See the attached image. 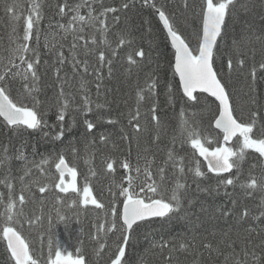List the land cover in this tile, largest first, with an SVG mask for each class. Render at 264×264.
Segmentation results:
<instances>
[{
    "label": "trees",
    "instance_id": "1",
    "mask_svg": "<svg viewBox=\"0 0 264 264\" xmlns=\"http://www.w3.org/2000/svg\"><path fill=\"white\" fill-rule=\"evenodd\" d=\"M14 0H0V57H8L9 48L15 45L10 43V33L13 24L10 21L9 15L5 12L6 4L13 3ZM23 5L17 9V14L21 19L18 22L17 32L20 36L23 35L24 18L26 17L30 5V0H19ZM67 4L73 5L81 2V0H66ZM129 3L127 10L122 9L123 3ZM42 5V20L40 27L42 29L41 40L39 44L40 51V91L37 94L41 101L39 111L43 114L47 126L38 130H24L16 133L5 126V122L0 118V152L7 147L8 155L12 157L9 163L4 167H0V180H4L10 175V182L13 185V196H19L21 192L20 177L24 176V161L15 158L22 151L28 161L39 163L43 158L48 157L49 163L44 165V172L47 176L41 174L39 170L28 164L32 168L29 176H25V183L32 180H38L40 185L45 183L54 184L58 179V174L54 168L60 154H63L70 166H75L78 172V184L80 187L84 185L85 177L88 178L93 193L96 198L106 207H111L112 196L110 187L112 182L117 184L123 183L127 187V181L124 179L129 173L121 167L122 162L127 159L133 166L137 164V155L142 157L154 158L152 164V172L154 179L159 182V176L156 169L164 166V161L167 159V152L170 148H175L176 155L183 157V166L185 168L184 178L181 182H186L188 191L184 200V208L178 216H173L171 220L153 218L151 222L141 223L136 229V237L133 240V246L126 249V259L128 264H194L199 261V264H224V256L213 253L209 256L207 250L203 248L204 243H212L214 247L219 246L221 251L228 253L230 250L225 248L220 242L223 240L227 243L230 240H243L245 236H250L254 245H259L264 240V233L257 236L255 233H247L245 229L249 227L264 228V218L257 221L252 217L258 216L260 212L261 197L264 193L254 191L251 196L247 195L244 190L239 187L241 182L248 179L249 173L259 177L264 170V159L259 157L258 153L248 150L245 161L242 164V172L237 181L235 188L229 186L227 191L231 195H225V190L220 189L218 193L211 192L215 187L217 178L215 175L206 173L205 178L194 179L193 174L188 171L189 168L195 167V162L201 161L196 156L194 149L189 144L181 145L179 138L176 144L173 145L172 138L179 137V120L181 107L185 109V115L190 122L196 124L202 132L209 137L211 133H215L214 140L210 145L217 144L220 141V136L213 130L214 117L216 112V103L214 99L202 98L201 104L193 107L189 103H184L186 100L183 97L179 87L178 78L173 76L171 62L174 59L173 52L170 50V45L167 36L162 27L159 25L151 14L154 10L150 6L143 4V0H93V8L98 13L101 11L100 4L104 7H114L118 11L115 13L119 16V21L113 20V14L109 13L106 23L110 26L108 31V39L112 43V47H116L118 40L117 33L122 30L131 32L134 37V43L131 46H122L119 48L116 57H111V50L99 44L100 34L94 32L91 28H86V38L95 35L98 41L96 53L103 49L106 56L113 60L112 76L108 77L107 66L102 71L104 79L100 89V95H97L95 87L96 77L94 74H84L82 71L74 74L71 63H65L62 66L61 76L67 74V83L64 85L65 94L73 98L71 106L66 112L64 127L65 134L62 139H57L59 132V123L56 120L57 105L56 98L59 90V82L54 74L55 68L59 65L54 64L55 55L44 46V36H48L49 47L62 43L65 56H69V44L72 41L71 35L66 39L60 40L63 35L56 29L50 30L48 25L56 24L57 22L67 24L70 15H65L63 18L58 14V5L65 3V0H40ZM157 7L163 6L165 11L170 14L175 26L180 32L185 35L192 36L197 43V32L201 27L200 18L197 16L202 0H187L188 8L184 7L185 0H155ZM244 5L245 7H242ZM81 14H87V8L81 9ZM227 35L225 44L228 51L231 48L232 40L235 37L237 40L241 36H251V43H241L242 55L240 58L245 60L243 69L234 71L231 77L225 75V71L220 74L225 75L228 82V90L232 93L235 101L236 112L238 117L243 113L247 117L248 106V84L250 83L249 71L255 65L257 67V89L258 100L264 104V74L260 73L258 65L264 62V47L260 42L255 41V36L264 37V0H237L236 7L227 20ZM58 32L53 37L52 32ZM31 47H36L35 39L30 42ZM92 47L91 45H89ZM194 46V45H193ZM143 48L146 53V58L140 63V67H133L131 74L127 71L129 65L127 63V55L130 51ZM254 49V52H253ZM30 55V54H29ZM97 55H89L85 57L83 50L79 59L88 60L89 73H93L94 67L97 66ZM149 58L151 63H149ZM233 60L237 58L233 54ZM47 61V64L44 62ZM19 63V61H16ZM155 76L158 79L156 95L148 97L146 83L150 82V77ZM83 78L87 82V89L92 101V111L87 114L81 108L83 92L80 91V82ZM172 85V99L169 100L167 86ZM145 89V99L139 102L141 112L140 124L143 131L136 134L128 125L129 112L135 111L137 107V91ZM10 95L14 100L23 99L22 84L20 81L12 83L10 87ZM206 97V96H204ZM25 103L30 102L24 100ZM157 104V115L160 118L162 129L158 142H153L157 129L151 120V108L153 103ZM96 104L104 105L103 108L97 109ZM196 112L197 115L192 116L191 113ZM91 120L96 127L88 132L85 120ZM108 120H113L115 123H108ZM47 133V135H45ZM129 136L139 137V147L136 140L129 143L123 139L125 134ZM254 133H258V129L254 128ZM104 135L106 139L101 141L100 137ZM255 138V136H254ZM207 143V142H206ZM76 149L73 154L72 149ZM147 149L145 152L144 150ZM88 163H85V161ZM114 161L115 171L108 173L106 163ZM143 160L140 161V166L143 168ZM255 165V167H253ZM95 171L96 175L92 176L91 171ZM135 171H133L134 173ZM136 175V174H135ZM166 179L164 185L171 188L173 182L179 177L178 169H173L172 164L166 166ZM236 176V171L225 175ZM151 181H149L150 183ZM137 189L145 186L139 180H135ZM197 184L200 188H209L210 192L206 193L197 189ZM114 191L118 190L113 189ZM0 193L3 194L5 202L8 199V188L5 184L0 183ZM31 195L25 192L26 203L23 207V216L20 217L23 228L19 226L17 230L22 232V235L29 242L30 251L34 258L38 260V264H47L49 257V240H58L64 249L76 255V249L80 248L86 257L88 264H108L114 256L115 251V236L109 235L107 246L99 257L95 255L96 243L91 239L95 232L94 223H100L98 217L101 215L100 210L93 206L83 208L80 206L68 207L73 199L78 197L74 195L60 194L64 197L63 204L56 203L57 191L55 189L47 191L43 196L38 191V186H31ZM146 194H150L145 191ZM198 200V202L196 201ZM188 200L192 203L189 204ZM231 200H236V206L232 215L224 217L217 211L218 208H232ZM122 197L118 198V207H120ZM17 204V210L20 209ZM57 208L60 213L67 217L66 221L57 219ZM244 208L249 210L250 216L243 220H239V214ZM4 211L3 205H0V212ZM41 216L42 220L29 227L25 217L34 219ZM78 217V221H77ZM180 217H184L183 219ZM51 218V222H49ZM2 223V218H0ZM229 233L227 237L224 233ZM195 236L196 247H190L188 252L180 251L179 243L191 241ZM43 237V243H41ZM138 237V239H137ZM163 240L170 241V247L174 244L177 251L172 253L173 259L167 260L169 252L165 249L163 252L159 248H153L151 245L154 242ZM241 245L236 246L237 252L240 251ZM257 252L264 251L257 247ZM54 251V246H53ZM202 254V255H201ZM0 264H9L6 246L3 240H0ZM231 264V261L229 262Z\"/></svg>",
    "mask_w": 264,
    "mask_h": 264
},
{
    "label": "snow or ice",
    "instance_id": "2",
    "mask_svg": "<svg viewBox=\"0 0 264 264\" xmlns=\"http://www.w3.org/2000/svg\"><path fill=\"white\" fill-rule=\"evenodd\" d=\"M93 0H81V2L69 5L66 0L65 3L58 5V14L61 18L65 15H70V19L67 24L59 23L49 24L50 30L56 29L62 32L60 40L66 39L69 35L72 37V41L69 44V56L64 55L62 43L49 47L48 36H44V46L48 48L50 52L55 55L54 64L59 65L55 68V76L59 82V90L56 98L57 114L56 120L59 123V132L56 136L57 139H62L65 134V115L69 107L71 106V100L73 99L70 94L66 95L64 91V85L67 83V74L61 76L62 66L65 63H71L73 73L76 74L82 71L84 74H94L96 77V90L97 95H100V89L104 79L102 69L107 66L108 77L112 76V64L113 60L106 56L105 50L101 49L96 53V46L98 44L95 35L86 38L85 29L91 28L94 32L100 34L99 44H102L105 48L111 50V57H116L118 49L122 46H131L134 43V37L131 32L122 30L117 33L118 40L116 47H112V43L108 39L109 25L106 23L108 14H113V20L119 21V16H116L118 9L114 7H104L100 4L101 11L98 13L92 6ZM143 4L153 8L158 15L159 21L162 23L163 28L166 30L167 38L170 40L172 49H174V64L172 65L173 76H178L179 87L182 90L183 97L186 98L184 103H189L193 107L201 104L202 98L205 100L204 94L208 97L214 98L216 103V112L213 113L214 128L218 129L223 136V142L220 146L214 149H209L205 146L208 142V136L202 134L198 122L193 124L185 115V109L183 106L180 110L179 120V137L174 136L172 138L173 145L176 144L177 139L181 145L189 144L200 157L207 162V172L212 173L217 178V183L211 192L218 193L221 188L225 190V195H231L227 189L229 186L235 188L239 176L242 172V164L245 161L248 150H252L254 153H258L259 157L264 159V104H261L257 98V67L254 65L250 71V83L248 84V106L249 111L247 117H244L243 113L240 117L234 115L236 112L235 101L232 97V93L228 90V82L225 79L231 77L234 71L243 69L245 60L240 58L242 53L241 43H251L253 37L241 36L239 40L235 37L232 40L231 48L228 51L223 50L227 48L225 44V37L227 35L228 17L232 15L237 0H202L197 16L200 18L201 27L197 32V44L196 47H190V42L175 26L173 17L168 14L163 6L157 7L155 0H143ZM129 3L125 2L122 5L123 10L129 8ZM23 5L19 0H14L11 4H6L5 12L9 15L10 21L13 24L10 33V43L15 45L9 48L8 57H0V117L3 118L5 126L10 130L19 133L24 130H38L47 126V122L43 118V114L39 111L41 101L38 98L40 91L39 82V67H40V51L39 44L41 40L42 29L40 27L42 20V5L40 0H30L28 13L24 18L23 35L20 36L17 32L18 22L21 19L17 14V9L22 8ZM184 7L188 8L187 0H185ZM242 7H245L242 5ZM87 8V14L82 15L81 9ZM58 32H52L55 37ZM35 39L36 47H31L30 42ZM255 41L260 42L264 47V37L255 36ZM91 45L92 47H90ZM83 50L85 57L89 55H97V66L94 67L93 73H89L88 60L79 59ZM254 52V49H253ZM30 54V55H29ZM233 54L236 55L235 61L233 60ZM146 58V53L143 48L139 50L130 51L127 55V63L129 68L127 71L131 74L133 67L139 68L140 63ZM19 61L17 63L16 61ZM149 58V63H151ZM47 64V61L44 62ZM261 74H264V62H260L258 65ZM226 69V71H225ZM225 71V75L220 73ZM20 81L22 84L23 99L14 100L10 95V87L12 83ZM158 79L155 76L150 77V82L146 83V90L148 97H154L156 95V88ZM169 93V100L172 99V85L167 86ZM80 91L83 92L81 108L85 114L92 111V101L88 94L87 82L81 79ZM145 89H139L137 91V107L133 112H129L128 125L132 131L139 134L143 131L140 124L141 112L139 108V102L144 100ZM24 100L30 102L25 103ZM97 109L103 108L104 105L96 104ZM157 104L154 102L149 109L151 112V120L157 129L156 135L153 138V142H158L160 139L162 124L159 116L157 115ZM192 116L197 115L196 112L191 113ZM108 123H115L113 120H108ZM84 124L88 132H91L95 127V123L91 120H85ZM254 128L258 129V133H254ZM47 135V133H45ZM255 136V138H254ZM237 138L238 146L233 148L228 146L229 142ZM101 141H104L106 137L101 135ZM123 139L128 140L131 143L136 140L137 147H139V137L129 136L127 133L123 136ZM73 154L76 153V149H72ZM145 152L147 149L144 150ZM18 155L15 157L24 161V176L20 177L21 192L17 197L13 196V185L10 182V175L6 176L4 180H0V183L5 184L8 188V199L5 202L3 194L0 193V205H3L4 211L0 212V240L6 242V252L8 254L9 264H38V260L34 258L30 252L29 242L22 235V232L17 230L16 226L23 228L20 217L23 216V205L26 203L25 192L31 193V186L36 184L38 186L39 193L43 196L47 191L55 189L57 191L56 203L63 204L64 197L60 194L74 195L77 199L71 200L68 207L80 206L87 208L93 206L95 209L100 210L101 215L98 219L100 223H94L95 229L91 239L96 243L97 248L94 250L95 255L99 257L103 250L107 246V240L109 235L115 236V251L112 253L110 264H128L126 259V249L133 246L134 237H136V229L140 227L141 223L151 222L153 218H161L171 220L173 216H178L184 208V200L188 191V185L186 182H181L184 178L185 168L183 166V157L176 155L175 148H170L167 152V159L164 161V166L156 169V173L159 176V182L154 179L152 172V164L154 158L142 157L137 155V164L133 166L127 159H125L121 167L126 170L129 175L124 179L127 181V187L123 186V183L117 184L115 181L109 189L112 196L111 207H106L101 203L93 193L92 187L88 182V178L85 177L83 187L77 185V168L75 166H69L63 154H60L57 162L55 163V169L58 173L57 181L52 183L39 184L38 180H32L25 183V176H29L32 172V168L28 167L29 163L39 170L42 175L47 176L44 172V165L49 163L48 157L43 158L38 164L28 161L27 157L22 151L18 150ZM12 157L8 155V149L5 147L0 152V167H4L10 162ZM143 160V168L140 166V161ZM85 163H88L86 160ZM168 163L172 164L173 169H178L179 177L173 182L171 188L164 185L166 179V166ZM255 167V165H253ZM108 173L115 171L114 161L109 160L106 163ZM235 169L236 176L229 175L224 178L225 173H231ZM91 171V175L95 176V171ZM135 171L136 176L133 177L131 173ZM188 171L193 174L194 179H201L206 177V173L201 170L200 162H195L194 168H189ZM141 172L143 173L145 180L144 185L139 187V192L136 190L137 185L135 180L139 178ZM68 177L69 179H65ZM149 181H151L149 183ZM239 187L245 191L249 196L254 191H260L264 193V170L262 174L257 177L249 173L248 179L239 184ZM113 189L118 190L114 191ZM147 189L148 193L152 196L141 195L145 193ZM197 189L203 192H210L209 188H200L197 184ZM122 197V208L118 207V198ZM159 197V198H155ZM232 208L221 209L217 211L220 215L228 217L232 215L237 201L231 200ZM191 204L192 201L188 200ZM17 204L21 207L17 210ZM260 212L258 216L252 217L254 220H261L264 218V196L261 197L259 205ZM57 219L59 221H66L67 217L60 213L57 208ZM250 216L249 210L244 208L239 214V220L243 221ZM184 218V217H180ZM25 220L29 227L42 220L41 216H37L34 219ZM78 221V217H77ZM51 222V218H49ZM247 233H255L257 236L264 233V228L249 227L245 229ZM229 233H224L227 237ZM138 239V237H137ZM195 236L191 241H181L179 243L180 251L188 252L190 247L195 248ZM41 243H43V237H41ZM170 241L163 240L154 242L151 246L153 248H159L161 252L168 249L169 255L167 260L173 259L172 253L177 251L176 246L173 244L170 247ZM223 246L230 251L224 253L219 246L214 247L212 243H204L203 248L207 250L209 256L213 253L224 256V264H264V251L257 252V247L264 250V240L259 245H254L250 236H245L243 240H230L225 243L223 240L220 242ZM241 245L240 251L237 252V244ZM54 246V251H53ZM202 255V254H201ZM48 264H88L85 255L80 248L76 249V255L67 252L66 249L60 244L58 240H49V257ZM194 264H199V261H195Z\"/></svg>",
    "mask_w": 264,
    "mask_h": 264
},
{
    "label": "rangeland",
    "instance_id": "3",
    "mask_svg": "<svg viewBox=\"0 0 264 264\" xmlns=\"http://www.w3.org/2000/svg\"><path fill=\"white\" fill-rule=\"evenodd\" d=\"M39 72H40V69H39ZM196 201L198 202V200L196 199Z\"/></svg>",
    "mask_w": 264,
    "mask_h": 264
},
{
    "label": "bare ground",
    "instance_id": "4",
    "mask_svg": "<svg viewBox=\"0 0 264 264\" xmlns=\"http://www.w3.org/2000/svg\"><path fill=\"white\" fill-rule=\"evenodd\" d=\"M179 80V79H178ZM213 126H214V122H213Z\"/></svg>",
    "mask_w": 264,
    "mask_h": 264
}]
</instances>
